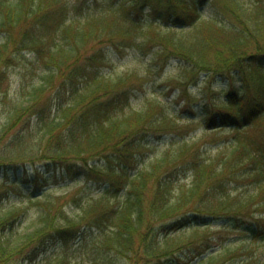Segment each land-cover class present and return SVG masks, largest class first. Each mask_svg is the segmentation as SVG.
Returning a JSON list of instances; mask_svg holds the SVG:
<instances>
[{
  "label": "trees",
  "instance_id": "16d2710c",
  "mask_svg": "<svg viewBox=\"0 0 264 264\" xmlns=\"http://www.w3.org/2000/svg\"><path fill=\"white\" fill-rule=\"evenodd\" d=\"M211 1L122 0L76 15L82 2L0 0V89L16 50L36 53L46 69L0 133L1 151H9L0 154V264H79L68 253L42 256L88 229L98 230L94 264H264V0H222L204 17ZM106 43L178 60L171 81L197 85L209 98L201 116L188 119L201 120L218 144L183 137L128 172L152 136H182L184 119L159 96L127 110L145 80L136 71L100 74ZM64 179L73 186L49 185ZM90 181L106 187L96 194ZM33 207L36 222L22 228ZM213 221L262 247L211 253L209 237L179 239Z\"/></svg>",
  "mask_w": 264,
  "mask_h": 264
},
{
  "label": "rangeland",
  "instance_id": "374dc122",
  "mask_svg": "<svg viewBox=\"0 0 264 264\" xmlns=\"http://www.w3.org/2000/svg\"><path fill=\"white\" fill-rule=\"evenodd\" d=\"M78 1L83 3V8L81 10L74 8L72 12L76 15L111 10L117 8L119 4L122 3V0H68L69 3L72 2L76 5ZM222 3V0H212L211 2H207L203 6L202 15L204 17L208 16L214 9V6ZM148 20H150V17L146 16L144 24H148ZM105 45L109 46L107 52V64L99 67L100 74L105 75L106 77L115 78L126 71H136L141 74L145 80L144 87L138 88L134 91L130 105L126 108L127 110L143 108L150 99L159 96L163 98L171 109L176 110L184 119V123H181L179 128L180 131L185 132L182 136L180 132H173L164 135L163 137L152 136L148 140V148H145L142 153L138 154L137 159L134 162L125 164L124 168L128 172L134 173L149 166L157 157L169 148L173 141H176L177 139L181 140L183 137L193 139L202 138L201 141L203 142L208 140L207 144L211 147L218 144V142L213 141L212 137H210L212 135H207L204 132L205 125L201 120L190 121L188 119L189 116L195 117L197 114L199 115L202 112L200 104L204 101L206 102V99L208 100L209 98H207L208 95L201 91L197 85H191L185 90L184 84L171 81L180 74L178 60H171L167 63L159 62L155 58L153 52L144 53L133 47L121 51L114 46H111L109 43L103 44V46ZM14 50L16 49L14 48V44H12L10 46V51ZM14 54L18 55L16 56V59L4 65L7 77L4 81L0 95V133L3 125L9 122L11 111H13L15 104L25 100L29 96V91L33 86L39 85L42 76L46 74V69L43 64L38 61L36 53L23 50L22 53L19 54L16 50L13 53V56ZM185 106H188L186 110H184ZM192 107H194L195 113L189 109ZM19 128L20 125L15 131L9 133L4 138V141H8L9 138H12L14 132L21 131ZM31 138L32 136L30 135L28 140H31ZM1 150L2 147H0V154L9 152L7 150L2 152ZM52 174V172L47 173L48 176H51ZM189 178L190 175L187 174L185 180H189ZM51 180L52 177L50 181ZM54 182H51L49 185L53 186L57 191H59V186L65 184L73 186L74 183L70 179ZM83 183H85V181L81 180L78 184L82 185ZM88 184L90 189L96 192V194L103 191L106 187V185H99L96 181H90ZM23 186L28 191L32 188L33 184L28 183ZM11 190L13 191L12 196H19L15 188H12ZM64 203L65 201L61 204ZM64 208L68 211H75V213L78 212L77 210L71 209V206H64ZM36 220L37 210L36 207H33L30 214L23 221L22 228L28 226V228H32V225ZM213 223L214 224L210 229L200 231L187 228L182 234H179V239H183L184 237L190 239L195 236H200L199 238H201L202 241H205L209 237L213 242L211 253L223 252L228 249H235L239 246H244L246 248L251 247L254 249H256L257 246L262 247V243L252 240L251 236L247 233L236 229L226 231L215 226L216 223L214 221ZM97 235L98 230L88 229L85 230L79 238L72 240L69 244L58 239L48 247L42 257L49 259L68 253V256L73 261L79 262V264H94V258L97 255Z\"/></svg>",
  "mask_w": 264,
  "mask_h": 264
},
{
  "label": "bare ground",
  "instance_id": "6f19581e",
  "mask_svg": "<svg viewBox=\"0 0 264 264\" xmlns=\"http://www.w3.org/2000/svg\"><path fill=\"white\" fill-rule=\"evenodd\" d=\"M2 92V90L0 89V93Z\"/></svg>",
  "mask_w": 264,
  "mask_h": 264
}]
</instances>
